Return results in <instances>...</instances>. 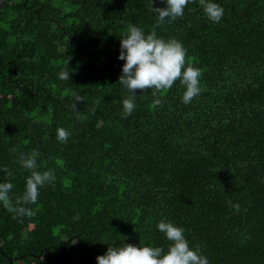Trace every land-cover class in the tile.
Instances as JSON below:
<instances>
[{
	"label": "trees",
	"instance_id": "obj_1",
	"mask_svg": "<svg viewBox=\"0 0 264 264\" xmlns=\"http://www.w3.org/2000/svg\"><path fill=\"white\" fill-rule=\"evenodd\" d=\"M212 2L224 9L219 23L197 0L155 27L202 70L201 94L185 105L178 80L157 106L151 90H136L127 118L120 39L130 24L145 35L157 25L148 0L1 5L0 168L13 176L0 172V183L14 184L13 203L22 196L31 172L19 156L33 150L39 171H55L25 205L34 217L0 204V247L13 264H97L123 244L166 253L161 220L184 228L209 264H264V0ZM58 128L71 132L66 143Z\"/></svg>",
	"mask_w": 264,
	"mask_h": 264
},
{
	"label": "clouds",
	"instance_id": "obj_2",
	"mask_svg": "<svg viewBox=\"0 0 264 264\" xmlns=\"http://www.w3.org/2000/svg\"><path fill=\"white\" fill-rule=\"evenodd\" d=\"M156 0H148L149 10L155 14L157 25L145 35L143 29L129 25L127 34L120 39L119 60L125 63L122 66V75L119 83L127 89L130 94L123 100V118L130 116L136 107V90H151L154 104L162 103L158 94L170 90L176 81L185 86L182 102L187 105L198 97L202 88L200 77L202 70L186 65L187 50L181 42L176 39L165 41L157 36L155 27L165 22L175 21L183 18L184 9L189 3L197 0H166V8L154 7ZM207 18L214 23H219L223 17L224 9L212 0H198ZM68 68V67H67ZM59 79L70 80L68 71H61ZM79 102V98H77ZM74 114L79 117L76 104L72 105ZM71 132L65 128L57 129V140L66 143ZM40 153L33 150L31 153H21L19 163L22 168L29 170L31 175L26 178L25 190L22 196L13 200L10 196L14 184L10 181L0 183V204L10 213H14V219L36 215V211L25 205L37 203L39 190L46 185L52 186L55 181L54 169L46 171L38 170V158ZM0 172L6 173L8 178L13 173L8 168H0ZM235 211H239V205H232ZM157 229L163 233L170 242L167 252L162 247L143 246L137 247L132 244L122 246H108L104 255L96 257L97 264H209L208 258L203 255L201 246L190 247L185 237V229L177 227L171 222L161 220Z\"/></svg>",
	"mask_w": 264,
	"mask_h": 264
},
{
	"label": "water",
	"instance_id": "obj_3",
	"mask_svg": "<svg viewBox=\"0 0 264 264\" xmlns=\"http://www.w3.org/2000/svg\"><path fill=\"white\" fill-rule=\"evenodd\" d=\"M6 0H0V7ZM1 252L3 253V256L5 259L9 262V264H13V259L8 258L5 253L3 252L2 248L0 247Z\"/></svg>",
	"mask_w": 264,
	"mask_h": 264
}]
</instances>
